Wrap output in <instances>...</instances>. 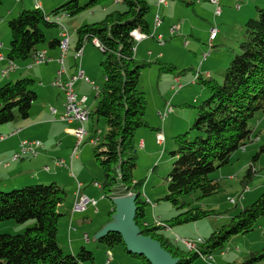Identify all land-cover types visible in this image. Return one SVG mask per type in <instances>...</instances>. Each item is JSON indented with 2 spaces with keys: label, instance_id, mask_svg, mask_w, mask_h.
Returning a JSON list of instances; mask_svg holds the SVG:
<instances>
[{
  "label": "trees",
  "instance_id": "trees-1",
  "mask_svg": "<svg viewBox=\"0 0 264 264\" xmlns=\"http://www.w3.org/2000/svg\"><path fill=\"white\" fill-rule=\"evenodd\" d=\"M106 1L87 0L86 3H81L79 0H69L50 12L49 15L56 16V22L50 21L49 15L41 8L21 10L16 17L8 21L9 50L7 56L0 52L4 57L1 60L4 61L1 76L9 77L21 62L28 61V68L36 64H47L52 60L47 48H57L59 60L61 41L54 38L46 43L42 27L57 26L58 17L74 16L89 6L101 5ZM115 1L121 2L124 9H111L102 20L76 29V51L83 48L85 43L94 44V40H98L104 55L100 62L103 84L96 92V104L89 115L92 120L102 118L106 125L102 137L96 138L93 150V158L103 175L101 190L110 197L119 183L122 191L111 197L134 194V220L141 233L158 241L166 252L177 259L176 264H192L198 257H210L213 252L221 250L231 237L252 231L256 221L264 216L263 187L253 202L241 206L227 224L212 230L201 244H197L200 255L182 243L171 241L162 233L163 228L196 222L213 215V211L192 204L185 196L198 193L194 200L200 201L218 193L221 183L211 178L210 174L229 164L232 155L239 148L245 149L246 143L252 141L253 137L259 138L255 133L259 120L253 130L250 121L258 113L264 114V6H256L257 16L245 22L243 39L239 44L240 53L235 54L228 63L222 74V81L218 82L211 76L199 77L195 81L206 89L209 96L195 106L196 115L190 128L174 137L176 147L170 151L174 161L165 178L166 193L158 200L169 202L178 213L168 219L166 225H162L159 218L155 219L160 224L155 223V219V224L145 222V208L148 203L140 195L144 181H134L133 178L137 159L134 135L138 128L146 125L143 118L146 98L137 85L140 70L150 63L136 60L137 42L131 36V31L139 29L141 32L151 33L146 20L150 6L148 0ZM43 43L47 44V48ZM44 50L48 60L34 61L33 56ZM82 55L75 57L80 64ZM7 60L13 62V68L8 74H4L3 71L8 66ZM175 69L174 65L160 67V70L172 73ZM19 77L6 78L0 85V126L26 119L37 99L34 90L35 79ZM178 91L173 90L174 93ZM167 102L169 101L165 104ZM158 132L160 131H156V136ZM0 134L6 135L4 139L11 136L10 131ZM21 141L12 157L18 151ZM42 146L38 148L37 154ZM263 152L264 142L252 157L241 180L242 194L248 192L247 183L255 173L254 161ZM35 156L29 155L20 159ZM64 187L60 182L50 181L27 184L8 191L0 189V223L5 220H14L17 223L34 221V224L22 233H0V264H94V254L86 247L81 246L76 253H65L58 243L57 228L61 216L58 206L66 197ZM240 198H228V202L236 205ZM114 208L113 205L107 222L111 220ZM96 240L107 249L121 245L128 255L139 259L142 264H151L143 255L129 253L121 235L116 232H109ZM263 260L264 247L259 251L250 252L242 264H255Z\"/></svg>",
  "mask_w": 264,
  "mask_h": 264
},
{
  "label": "rangeland",
  "instance_id": "rangeland-1",
  "mask_svg": "<svg viewBox=\"0 0 264 264\" xmlns=\"http://www.w3.org/2000/svg\"><path fill=\"white\" fill-rule=\"evenodd\" d=\"M36 1H39L42 4L41 10L49 15L53 9L69 0H0V43H2L0 52L7 54V51L9 50L10 30L8 27V21L16 17L21 10H33L36 7ZM79 1L81 3L87 2V0ZM166 1L173 3V7L177 9L176 13L178 14H175L171 20L166 18V22L161 28H159L158 32L164 36L163 45L155 42L154 38L144 39L136 44V60L139 62L146 61L150 63V65L145 66L140 70L137 85L138 89L144 92L146 98V108L143 117L146 125L138 128L134 135L137 159L136 167L133 170V178L134 181H144L140 189V195L143 199H145V189L147 193L152 190L154 194H159L157 196H163L165 194L160 193V190L167 186L165 178L174 161V158L170 154V151L176 147L174 137L190 128L196 115L195 106L209 96L206 89L198 82L194 84L189 83L185 86L184 82L191 79L192 69L195 68L196 71L200 68H203V70L208 69L212 73L211 76L216 81L221 82L223 78L222 74L228 63L235 54L240 53L239 44L244 35V23L238 22L234 17L236 14L233 8L235 3H231L233 5H227L221 0L219 4L222 13L219 16H214L213 10L216 9V5H212L209 2H207V4L210 5L209 8H203V10L200 8L204 3H199L200 0H194L196 2L195 6L190 0H188V2L192 3V5H186L183 0ZM260 1L261 0H258L257 2ZM255 5L256 3L253 2L251 7L254 8ZM104 6H106L105 10L102 9ZM192 6L197 15L194 13ZM242 6L244 7V4ZM261 6L263 7L264 4ZM111 9L123 10L124 5L121 2L115 3V0H107L101 5L97 4L89 6L74 16H63V20L60 22L63 24L70 40V49L66 52L67 57L65 62H68V59L71 60L74 55V43L77 41L76 29L85 24H91L102 20ZM162 14V11L158 13L160 17H163ZM256 16L257 15L255 14L253 18ZM49 17L50 21L56 22V16L49 15ZM148 18L149 13L146 16L147 21ZM150 22H152V20ZM171 26L177 27L175 33L171 32ZM211 27H215L219 32V35L217 39L212 42L213 46L209 48L208 40ZM42 30L46 43L54 38L60 41L64 38L62 34L63 29L60 25L50 27L43 26ZM151 30H153L152 24ZM46 43H43L44 46H47ZM150 52L153 54L150 55ZM206 54H208L207 57H204ZM103 59L104 55L102 50L95 44H92L91 42L84 44L82 67L90 84L93 82L102 86L103 75L100 62ZM201 63L203 67L202 65L199 66ZM46 65H48V63L45 65L36 64L34 69L43 70ZM163 65H174L176 69L174 73L160 70V67ZM195 73L192 76L193 79ZM200 73L201 75H205L206 72L204 71ZM176 74H180L181 76V81L178 79V82H176L174 79L176 87L180 84L183 88L174 93L171 89V85L173 84V77ZM44 75L49 76V72H46ZM201 75L199 77H203ZM207 77H209V75ZM29 78L34 79L33 76ZM198 79L199 78L196 80ZM90 84H87V89L85 91H88L87 97H89L86 105L91 110L95 107L96 99L93 98L94 92L90 89ZM38 85L39 80L36 79L34 87H39L38 90H40L41 93L48 91L45 85L43 87ZM165 101H169L173 113L165 118V121L162 123L158 118L157 112L163 108ZM37 103H39V101ZM179 110L181 111L179 112ZM179 113L183 116L180 117ZM257 120H259L260 130L257 131L256 134L259 138L257 139L253 137L252 141L246 143L245 149L242 150L239 148L232 155L229 164L210 174L211 178L219 180L221 183V190L215 195L201 199L200 201L194 200L198 193L193 196H185V199L192 201V204L194 203V205L201 206L207 211H213V215L196 221L199 222V232H197L193 226L196 222H188L174 225L169 228H163L162 233L171 241H173L176 236L188 239L190 242H195L197 238L202 236L203 238H207L212 230L227 224L230 218L238 212L241 206L250 204L260 195L264 187V152L260 153L254 161L253 169L255 170V173L251 175V179L247 183L248 193L246 191L242 194L243 186L241 184V180L245 175L247 167L251 163L252 157L258 152L259 146L264 142V114L260 112L250 121V127L252 130L255 127ZM84 126L88 133L85 136L84 143L78 149V156L81 161L77 167L82 169L86 163L87 169H83L80 177L81 179L78 180L83 184L89 183L86 186V194L97 199V206L96 209H94L93 206H88L84 212L71 214L67 202L69 194L66 191L64 202L62 205L58 206V212L61 216L58 222L57 236L64 250L67 249V242L70 238L76 239V242L73 243L74 246L80 244L77 243L80 240L81 244L93 252L94 264H105V247L95 239V234L98 232L101 224H105L108 220L109 212L113 209L114 204L111 196L113 194H120L122 186L118 183L114 187L110 197L92 186L93 181L101 183L103 175L98 163L93 158L94 144L91 140L92 138L102 137L103 133L106 131V125L102 118L99 120H96L95 118L93 120L89 119L85 122ZM158 127L162 128L166 142L164 148L155 144L156 153H158L159 158L156 160L157 155H155L152 162L153 157L147 155L146 149H140L136 142L145 135L151 137L154 134V128ZM96 130L98 133H96ZM56 142H58V140ZM152 147L153 146L151 145L147 148L150 149ZM160 149H164L162 155H160ZM20 186L22 187V185ZM21 187L18 186V188ZM12 189L13 188L5 191ZM241 196H243L242 199L240 198ZM115 197L117 196L115 195ZM228 198L240 199L237 204L234 205L228 202ZM159 203L160 207L157 208V211L166 214L167 217H162L163 221H165L163 225H166V221L171 217H174L178 211H175L173 215H170V210L176 209L167 201L161 200ZM145 214V220L150 224H155L153 218H151L152 209L149 206H146ZM210 223L212 224L211 229L209 225ZM33 224V220H29L26 223L5 220L0 223V233H22L26 228ZM176 227H180L181 229L179 231H174L173 229ZM84 233H88L90 238L89 243L83 242ZM179 246L183 247L182 245ZM263 247L264 216L256 221L252 231L231 237L225 242L224 247L221 250L213 252L210 257H198L192 264H242L245 259L248 258L250 252L259 251ZM75 250L77 249L75 248ZM110 250L113 252L112 254H114L112 259L113 262L111 264H142L139 259L128 255L121 245H115L110 248ZM64 252L66 253V251ZM255 264H264V260Z\"/></svg>",
  "mask_w": 264,
  "mask_h": 264
},
{
  "label": "crops",
  "instance_id": "crops-1",
  "mask_svg": "<svg viewBox=\"0 0 264 264\" xmlns=\"http://www.w3.org/2000/svg\"><path fill=\"white\" fill-rule=\"evenodd\" d=\"M190 1H192L194 3V6H195L196 2L194 0H190ZM220 1L221 0H218V3ZM243 1H244V3H243ZM257 1L258 0H223V2H225L227 5H229L231 3H233V4L235 3V5L233 7L235 10V13H236L234 16L235 20H237L240 23H244V24L249 18H253L255 16L256 6H261L262 4H264V0H261L260 2H257ZM183 2L185 4L186 3L192 4V3L188 2V0H183ZM201 2H203L204 4L200 9L209 8L210 5H208L207 2H209L210 4L213 5V3H211V0H200L199 3H201ZM253 2L256 3L254 8L251 7V4ZM115 3H118V1H115ZM148 4L150 6V9L148 12L149 13L148 26H149V31L151 32V34H153V37H151V38H154L155 42H158V44L163 45L164 36L158 32L159 28H161L163 26V24L166 22L165 21L166 18L168 20H171V19H173V16L175 14H178V13H176L177 9L174 8L173 3H170L169 1H166V4H159L158 0H148ZM233 4H231V5H233ZM243 4H244V7L242 6ZM186 5H188V4H186ZM219 6H220V4H219ZM41 7H42V4L40 3V8ZM102 9L105 10L106 6L102 7ZM192 9L195 13L193 6H192ZM220 9H221V7H220ZM161 11L163 13L162 14L163 17H160L162 19V21H161L159 26H156L155 25V15L160 13ZM221 13L222 12H220L219 15H221ZM195 14L197 15V13H195ZM213 15L219 16V15L215 14V10H213ZM151 16H152V18H151ZM185 16L188 17L187 15H185ZM62 20H63V16H62ZM151 20H152V22H150ZM151 24L153 26V30H151ZM59 25H61V22H59ZM172 27L173 26H171L170 28H172ZM182 29H184V28H182ZM63 31H66L65 28ZM209 33H210V31H209ZM218 35H219V32H217V36L213 41H215L217 39ZM158 36H162L160 41H159V39H157ZM147 39H149V38H147ZM209 40H208V42H209ZM0 44H1V48H2V43H0ZM68 44H69V47H68V50H69L70 49V40H68ZM74 44L76 45V42ZM74 44H73V46H74ZM45 48H47V47L45 46ZM74 49H75V47H74ZM47 50H48L49 56L52 57V60L49 61L50 65L48 62V65H46L43 68V70L34 69L36 65L32 66L31 68H28L27 64H29V62L25 61V62L18 63V68L15 69L14 72H12L9 77H2L1 76V69L4 66V61H0V85L6 80V78L11 79L12 77L17 78L19 76L20 77H24V76L32 77L33 76L34 79L36 78L39 80L38 86L43 87L45 85L46 89H48L47 92L41 93L40 90H38L39 87H37V88L34 87V90L37 94V99L33 102L31 110H30V114L26 119L15 120V121H12L10 123H6V124H3L0 126V132H2V133L8 132V131L12 132L14 130L16 131L10 137L0 140V189H11V188H16L18 186L20 187V185L23 186V185L32 184V183H46V182H50V181L60 182L65 186L64 188L66 189V191L69 194V199L67 202L69 204V211L71 214H73L72 205H73V202L75 199V193L77 191V182L82 184V187L80 189L81 193H83L84 195L88 196L91 199H95V197H92V196H89L86 194V191H87L86 186L89 183L83 184L80 180H78V179H81L80 177H81V174L83 172V169L84 170L87 169V167H86L87 164L85 163L84 168L79 169L77 166L80 164L81 160L79 159L80 157L78 156V152H77L76 157H71L72 148L75 144L74 143L75 142L74 141L75 136L73 133L75 125L63 122L60 119L59 116H61L64 112L65 92L63 89L54 87L52 85L53 78L56 76V72L58 71V69L61 66L60 62H58V49L57 48H55V49H48L47 48ZM66 52H68V51H66ZM66 52H65V56H64L65 58H63V60H64L63 67L65 69V72L62 76V79H63V81L72 80V89H73L74 93L77 95L78 98L85 96L86 102H87L89 97H87L88 91H85V90L87 89V84H90L89 83L90 81L86 77L85 72H84V75L88 80L85 77L78 78V79L76 78V80H73L74 75L77 73L78 67L84 71V69L82 67V59H83V55H84V46H83V55H82V59H81V64H79V65H78L79 61L75 59L76 50L74 51V55H73L72 59L71 60L68 59V62H65V59L67 57ZM7 53H8V51H7ZM135 53H136V50H135ZM2 54L4 56H7V54H4V53H2ZM149 54L151 55L153 53L150 52ZM43 65H45V64H43ZM201 65H202V63L199 66H201ZM202 67H203V65H202ZM85 69H87V68H85ZM199 70L196 71V69L193 68L192 69V76L195 72H198L201 75L200 72H204V71L206 73H205V75H201V76H203L202 78H206L207 74L210 77L212 74L208 69L203 70V68L202 69L200 68ZM46 72H49V76L44 75ZM192 76H191V79L189 81L184 82L185 86H187L189 83H191V84L195 83V82H192V79H193ZM176 77H179V79L181 81L180 74H176L173 77V84L172 85H174V79ZM36 79H35V82H36ZM79 80H81V81H79ZM91 83L92 84H90L91 85L90 89L94 92L93 98L95 99L96 98V92L99 89L100 85H97L96 83H93V82H91ZM172 85H171V87H172ZM38 101H39V103H37ZM95 104H96V102H95ZM164 104H163V106H164ZM52 109H55V112H52ZM180 111L181 110H179V112ZM172 113H173V111H172ZM157 115H158V112H157ZM179 116L182 117L183 115L179 113ZM158 118L160 119L159 116H158ZM160 121L163 123L165 120L162 121V119H160ZM259 126L256 129L255 133H257V131L260 130ZM156 131H160L164 135L162 128L158 127L156 129H154V134L151 137H149V135H145L144 137H141L140 139H138V141L136 142L137 146L140 149L141 148L146 149L147 155H150L153 157L152 162L155 158V155H157L156 160L159 158L158 153H156V149H155L156 145L161 147V148H164L165 142H166L165 136H164V143L163 144H158L156 142ZM23 139H29V140L39 139V140H41L43 146L39 150L37 156H35V157H28V158L14 160V159H12V154L16 150L19 142ZM57 140H58V142H56ZM91 142H92V140H91ZM141 144H142V146H141ZM151 145L153 146L152 148H150V149L147 148V147H150ZM162 152H164V149H160V155H162ZM60 158L64 160V162L67 164V166H64V165L58 166L55 164V161L57 159H60ZM92 186H94V185L92 184ZM97 189L101 190L99 188H97ZM163 191H165V192H163ZM144 192H145V196H144L145 200L147 201L148 206L152 209L151 218H153V220L155 218H159V220L162 222L161 224L163 225L164 222H163L162 217H167V216H166V214H163L164 212H160V211L158 212L157 211V208L160 207V203L158 201V198H160L162 196H157L159 194H154L152 190L149 191V193H147V191L145 189ZM160 193H166V188L160 190ZM96 201H97V199H96ZM96 206H97V204H96ZM94 209H95V207H94ZM175 211L176 210H174V209L170 210V215H173L175 213ZM145 222L147 224L149 223L146 220H145ZM103 224H101L99 229H101ZM209 225H210V229H211L212 224L210 223ZM193 226L197 230V232L200 231L199 222L194 223ZM180 229H181L180 227H176L173 230L179 231ZM200 238L202 240L205 239V238H203V236ZM57 240H58V236H57ZM75 242H76V239L70 238L67 242V245H68L67 249L64 250L63 246L61 245V243L58 240L59 245L61 246L63 251H66V253H76L81 246H84L83 244H81L80 240H79V242H77L80 244H76L77 246H74L73 243H75ZM83 242L89 243L90 241L85 242L83 240ZM75 248L77 250H75ZM107 250H108L107 247H105L104 256H105ZM111 253H113V252L111 251ZM113 255L114 254H112V259H113ZM204 258H206V257H204ZM211 260H212V257H211ZM112 262L113 261L111 260L110 263L105 262V264H111Z\"/></svg>",
  "mask_w": 264,
  "mask_h": 264
},
{
  "label": "built area",
  "instance_id": "built-area-1",
  "mask_svg": "<svg viewBox=\"0 0 264 264\" xmlns=\"http://www.w3.org/2000/svg\"><path fill=\"white\" fill-rule=\"evenodd\" d=\"M159 4H166V0H158ZM211 3H213L214 5H216V9H215V14L219 15L221 12L218 0H211ZM36 7L35 8H40V2L36 1ZM62 20V16L57 18V21L60 22ZM161 18L158 14L155 15V25L158 26L161 23ZM61 28L64 30L63 25H60ZM177 30L176 26H173L171 28V32L175 33ZM213 30H217L215 27H212L209 33V48H211L212 45V41L215 39L213 38ZM63 36L64 38L62 39L61 43H60V58H59V62L61 64L60 68L58 69V71L56 72V76L52 81V85L54 87L57 88H61L64 90L65 92V103H64V112L63 114L60 116V119L63 122L66 123H75V127H74V136H75V144L72 148V152H71V157H76L77 152L79 147H81V145L84 143V139L85 136L87 134V131L85 129L84 123L89 119V115H90V108L86 105V97H81L78 98L77 95L74 93L73 89H72V80H68V81H63L62 76L65 72V69L63 67V58L65 56V52L68 50L69 44H68V37L66 38L65 36L67 35L66 31H63ZM131 36L133 37L134 41L139 43L140 41L147 39V38H151L153 37V34L151 33H144V32H131ZM162 36H158L157 39H159V41L161 40ZM94 44L102 50V45L100 44V42L98 40H94ZM1 47V44H0ZM82 50L83 48H79L76 51V58L81 57L82 55ZM208 54H206L204 57H207ZM3 55L0 53V61L3 60ZM34 61L36 62H42V61H46L48 60L45 50L41 51L39 53H37L35 56H33ZM8 61V66L4 69L3 73L4 74H8V72L13 68V62L11 60H7ZM80 64V62L78 63V65ZM2 73V74H3ZM77 75H75L73 77V80H76V78H82L85 77L84 75V71L81 70L78 67L77 70ZM200 74L197 72L195 73V77L192 80V82H195L197 78H199ZM208 76V74L206 75ZM86 78V77H85ZM87 79V78H86ZM178 77L175 78L176 82H178ZM88 80V79H87ZM178 87H176V83L174 82V85H172V89L174 91H178L179 89L183 88L180 86V84L177 85ZM172 106L169 102H167L164 106V108L160 111H158V115L159 117L164 120L165 118L168 117V115L170 113H172ZM52 112H55V109H52ZM16 131H12L10 132V135L14 134ZM6 137V135H2L0 134V140L4 139ZM96 138H92V142L93 144L95 143ZM156 142L158 144H162L164 142V136L161 132L157 133L156 136ZM42 146V143L40 141H30V140H22L20 145H19V149L17 152L14 153L12 159L17 160L20 159L24 156H35L37 154V150L38 148ZM142 146V144H141ZM55 164L58 166H67V164L64 162L63 159H57L55 161ZM95 187L101 189V183L97 182V181H93L92 183ZM82 187L81 183H77V202L74 204V206H72V212L73 213H81L84 212L88 206H93L96 209V204L97 201L96 199H91L88 196L84 195L83 193L80 192V189ZM155 223L160 224V222H158V220L155 219ZM83 240L85 242H89L90 238L89 235L87 233L83 234ZM174 241L176 243H182L184 244L187 248L189 249H193L196 252H198V254L200 255L198 248H197V244H201L203 242L202 239H197L195 242H190L188 241V239H183V238H179L178 236L175 237ZM112 260V253L111 251L108 249L106 254H105V262L106 263H110Z\"/></svg>",
  "mask_w": 264,
  "mask_h": 264
},
{
  "label": "water",
  "instance_id": "water-1",
  "mask_svg": "<svg viewBox=\"0 0 264 264\" xmlns=\"http://www.w3.org/2000/svg\"><path fill=\"white\" fill-rule=\"evenodd\" d=\"M134 200V194L112 197L114 213L111 220L95 234V239L109 232H116L121 235L129 253L143 255L151 264H176L177 259L166 252L158 241L141 233L134 220L136 213Z\"/></svg>",
  "mask_w": 264,
  "mask_h": 264
},
{
  "label": "bare ground",
  "instance_id": "bare-ground-1",
  "mask_svg": "<svg viewBox=\"0 0 264 264\" xmlns=\"http://www.w3.org/2000/svg\"><path fill=\"white\" fill-rule=\"evenodd\" d=\"M131 32H141L139 29H134V30H132ZM217 30H213V38H216V36H217ZM87 133H88V131H87ZM30 141H40V140H38V139H31ZM41 142V141H40ZM77 183H79V182H77ZM132 195V194H131ZM77 202V192L75 193V199H74V202H73V205L72 206H74V204ZM180 238V237H179Z\"/></svg>",
  "mask_w": 264,
  "mask_h": 264
}]
</instances>
